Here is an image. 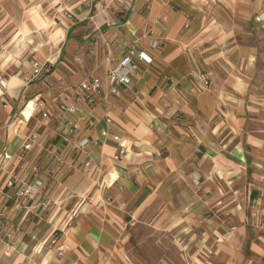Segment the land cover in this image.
<instances>
[{"label": "crops", "instance_id": "obj_1", "mask_svg": "<svg viewBox=\"0 0 264 264\" xmlns=\"http://www.w3.org/2000/svg\"><path fill=\"white\" fill-rule=\"evenodd\" d=\"M263 10L264 0H0V153L10 154L0 165V264H124L127 217L155 238H213L224 264L264 259ZM129 44L150 61L118 95L88 104L72 93L104 78ZM31 59L50 70L26 83ZM58 102L78 112L41 116ZM69 120L91 141L87 172L63 139ZM107 128L120 143L101 136ZM33 131L39 140L23 150ZM10 173L43 185L19 210ZM204 219L214 227L202 231ZM13 224L21 231L8 248ZM239 239L250 240L246 259Z\"/></svg>", "mask_w": 264, "mask_h": 264}, {"label": "built area", "instance_id": "obj_2", "mask_svg": "<svg viewBox=\"0 0 264 264\" xmlns=\"http://www.w3.org/2000/svg\"><path fill=\"white\" fill-rule=\"evenodd\" d=\"M119 6L128 7L130 5V0H116ZM150 1V0H149ZM98 8H103L102 3H96L95 5ZM148 6V5H147ZM67 17L72 15L71 11H67ZM259 19L264 20V10L259 14ZM148 44L152 47L157 45V42L154 40H149ZM138 61L149 62L150 58L147 56L144 50L139 49L134 44H129L127 49L125 50L124 55L116 61L105 73L104 78H100L97 75H91L90 77H86L83 80L79 81L76 86H74L73 92L77 95L78 98H81L88 104H94V102L100 98L104 97L108 94L118 95L121 90L127 87L129 82L130 73L136 68ZM29 69L30 73L27 77H25V82L28 83L31 80L39 78L44 71L48 70L47 63H41L35 59L29 60ZM197 78L204 85L207 86L210 83L209 76L207 73L203 71L197 72ZM103 82L107 85V90H103ZM92 109V108H91ZM78 112L77 107L73 103H64L58 102L57 108L51 115L49 112H42L41 116L48 119L61 120L64 115L69 113ZM104 121L107 124L111 123L109 117L104 116ZM74 126L72 121H67L68 131L64 136V141L68 142L72 148H74L79 155L83 171L87 172L90 170L93 157L91 151L89 150V144L91 141L86 136L75 137L73 134ZM102 137L110 136L113 141L120 143V137L118 134L111 133L109 129H103L100 131ZM40 138V133L38 131H33L24 142L22 148L23 150L30 149L33 144H35ZM96 143L95 141H92ZM10 154L5 151L0 153V165L9 160ZM115 159L117 156L114 157ZM5 187L7 188L9 202L14 210H19L23 207V202L25 200L31 199L39 190L40 187H43L42 182L34 178L32 182H23L22 178L15 173H10L8 178L5 181ZM49 202L44 201L42 204V208L46 209ZM21 231L18 225L13 224L9 228L5 229L2 238L7 244L8 248L11 246V241L13 237ZM56 242V234L50 240V243ZM58 253L63 251V247L58 245L56 247ZM252 264H264V259L260 258L252 262Z\"/></svg>", "mask_w": 264, "mask_h": 264}, {"label": "rangeland", "instance_id": "obj_3", "mask_svg": "<svg viewBox=\"0 0 264 264\" xmlns=\"http://www.w3.org/2000/svg\"><path fill=\"white\" fill-rule=\"evenodd\" d=\"M48 45L47 37L44 36L42 48L49 49ZM205 215L208 217V214ZM202 225H199L202 231L206 227H214L213 223L208 222L207 219H204ZM123 231L125 237L120 242L122 253L119 257L124 264H224L217 259L218 248L213 238L205 240L175 239L172 236L155 238L152 233L149 234L146 225L134 224L133 219L129 217L126 218ZM241 241L236 240L237 248L242 259H246L250 240L239 244ZM255 260L257 259H253L250 264Z\"/></svg>", "mask_w": 264, "mask_h": 264}, {"label": "trees", "instance_id": "obj_4", "mask_svg": "<svg viewBox=\"0 0 264 264\" xmlns=\"http://www.w3.org/2000/svg\"><path fill=\"white\" fill-rule=\"evenodd\" d=\"M49 70H50V66H48V70H47V71H44V72L42 73V75L45 74V73H47ZM42 75H41V76H42Z\"/></svg>", "mask_w": 264, "mask_h": 264}]
</instances>
